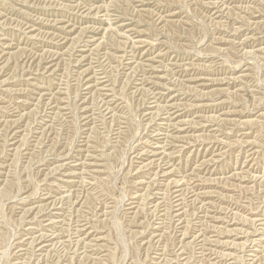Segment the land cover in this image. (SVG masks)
<instances>
[{
    "label": "rangeland",
    "instance_id": "rangeland-1",
    "mask_svg": "<svg viewBox=\"0 0 264 264\" xmlns=\"http://www.w3.org/2000/svg\"><path fill=\"white\" fill-rule=\"evenodd\" d=\"M263 116L264 0H0V264H264Z\"/></svg>",
    "mask_w": 264,
    "mask_h": 264
},
{
    "label": "bare ground",
    "instance_id": "bare-ground-1",
    "mask_svg": "<svg viewBox=\"0 0 264 264\" xmlns=\"http://www.w3.org/2000/svg\"><path fill=\"white\" fill-rule=\"evenodd\" d=\"M69 28V27H68ZM62 29V28H61ZM61 37V36H60ZM61 41V40H60ZM154 62V61H153ZM152 67V66H151ZM88 72V71H87ZM86 74V73H85ZM145 77V76H144ZM93 79V78H92ZM143 79V78H142ZM90 80V79H89ZM92 81V80H91ZM90 81V82H91ZM146 82V81H145ZM138 83V82H137ZM142 83V82H141ZM147 83V82H146ZM90 84V83H89ZM97 84V83H96ZM95 84V85H96ZM135 84V83H134ZM140 84V83H139ZM158 87V86H157ZM94 89V88H93ZM89 90V89H88ZM97 90V89H96ZM156 90V89H155ZM152 91V90H151ZM42 93V92H41ZM159 93V92H158ZM152 94V93H151ZM155 96V95H154ZM160 96V95H159ZM87 98V97H86ZM162 98V97H161ZM41 99V98H40ZM152 99V98H151ZM155 99V98H154ZM85 101V100H84ZM26 102V101H25ZM63 102V101H62ZM87 102H89V101H87ZM86 104V103H85ZM170 105V104H169ZM55 107V106H54ZM88 107V106H87ZM166 107V106H165ZM172 108V107H171ZM174 108V107H173ZM92 109V108H91ZM166 109V108H165ZM107 111V110H106ZM111 111V110H110ZM166 111V110H165ZM86 113V112H85ZM94 113V112H93ZM88 116V115H87ZM167 117V116H166ZM174 117V116H173ZM264 117V116H263ZM91 118V117H90ZM93 118H95V117H93ZM92 118V119H93ZM85 119V118H84ZM97 120V119H96ZM89 121V120H88ZM170 121V120H169ZM93 122V121H92ZM16 123V122H15ZM17 124V123H16ZM13 127V126H12ZM11 127V128H12ZM15 127V126H14ZM9 131V130H8ZM17 132V131H16ZM12 135H13V133H12ZM11 135V136H12ZM9 136H10V134H9ZM170 138V137H169ZM172 139V138H171ZM87 140V139H86ZM177 140V139H176ZM181 141V140H180ZM188 141V140H187ZM84 142H86V141H84ZM171 142V141H170ZM13 143H14V141H13ZM188 143H190V142H188ZM171 144H173V143H171ZM176 145V144H175ZM149 147V146H148ZM259 147V146H258ZM89 148V147H88ZM169 148V147H168ZM161 150V149H160ZM254 151V150H253ZM256 151V150H255ZM81 152V151H80ZM156 152V151H155ZM154 152V153H155ZM171 152H173V150L171 151ZM170 152V153H171ZM82 153V152H81ZM158 153H159V150H158ZM162 153V152H161ZM151 154V153H150ZM168 155V154H167ZM156 156V155H155ZM173 156H175V155H173ZM91 157H92V155H91ZM94 157V156H93ZM141 157V156H140ZM150 157V156H149ZM137 158V157H136ZM161 158V157H160ZM88 159V158H87ZM156 160H157V158H156ZM160 160V159H159ZM149 161V160H148ZM162 162V161H161ZM73 163V162H72ZM85 163V162H84ZM66 164H68V163H66ZM86 164V163H85ZM63 165V164H62ZM62 165H60L61 167H62ZM171 165V164H170ZM66 166V165H65ZM96 166V165H95ZM155 166H157V165H155ZM60 167V168H61ZM81 167V166H80ZM90 167H91V164H90ZM168 167V166H167ZM3 168V167H2ZM173 168V167H172ZM5 169V168H4ZM84 169V168H83ZM82 169V170H83ZM169 169V168H168ZM167 169V170H168ZM60 170H62V169H60ZM69 170V169H68ZM75 170V169H74ZM162 170V169H161ZM172 170V169H171ZM174 170V169H173ZM57 171V170H56ZM65 171H66V169H65ZM98 171V170H97ZM264 171V170H263ZM72 172V171H71ZM79 172V171H78ZM173 172V171H172ZM102 173V172H101ZM163 173V172H162ZM165 173V172H164ZM170 173H171V171H170ZM60 174V173H59ZM80 175V174H79ZM164 175H166V174H164ZM172 175V174H171ZM50 176V175H49ZM66 176V175H65ZM167 176V175H166ZM51 177V176H50ZM72 177H74V176H72ZM47 178H48V176H47ZM252 179V178H251ZM254 180V179H253ZM68 181V180H67ZM72 181V180H71ZM1 182V181H0ZM49 182V181H48ZM47 182V183H48ZM51 182V181H50ZM54 182V181H53ZM79 182V181H78ZM52 184V183H51ZM77 184V183H76ZM80 184V183H79ZM79 184H78V186H79ZM136 184V183H135ZM67 185V184H66ZM69 186V185H68ZM136 186H137V184H136ZM49 187V186H48ZM82 189V188H81ZM177 192V191H176ZM63 194V193H62ZM178 198V197H177ZM50 200V199H49ZM177 201V200H176ZM30 202V201H29ZM28 203V202H27ZM34 203V202H33ZM177 203H178V201H177ZM24 204V203H23ZM182 204L183 203H181V206H182ZM22 205V204H21ZM26 205V204H25ZM176 205V204H175ZM183 207V206H182ZM30 209V208H29ZM32 209V208H31ZM39 209V208H38ZM26 210H28V209H26ZM37 210V209H36ZM24 211V210H23ZM31 211V210H30ZM25 212V211H24ZM31 213V212H30ZM33 213V212H32ZM179 213V212H178ZM256 213V212H255ZM27 214V213H26ZM34 214V213H33ZM25 215V214H24ZM36 215V214H35ZM30 216V215H29ZM34 216V215H33ZM55 216V215H54ZM56 218H57V216H56ZM29 219V218H28ZM31 219V218H30ZM43 219H45V218H43ZM49 221V220H48ZM52 222V221H51ZM223 222V221H222ZM50 224V223H49ZM34 226V225H33ZM87 226V225H86ZM29 227V226H28ZM85 227V226H84ZM83 227V228H84ZM33 228V227H32ZM34 229V228H33ZM32 229V230H33ZM36 230V229H35ZM85 230V229H84ZM27 231V230H26ZM30 231V230H29ZM37 231V230H36ZM34 232V231H33ZM243 232V231H242ZM41 233V232H40ZM39 234V233H38ZM42 234H44V233H42ZM36 235V234H35ZM99 235V234H98ZM151 237H154V236H151ZM48 238V237H47ZM42 239V238H41ZM58 239V238H57ZM39 240V239H38ZM50 240V239H49ZM160 240V239H159ZM41 241V240H40ZM48 241V240H47ZM153 241V240H152ZM25 243V242H24ZM45 244V243H44ZM55 245V244H54ZM23 247V246H22ZM51 247V246H50ZM20 253V252H19ZM22 253V252H21ZM26 254V253H25ZM22 255V254H21Z\"/></svg>",
    "mask_w": 264,
    "mask_h": 264
}]
</instances>
